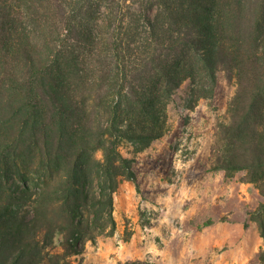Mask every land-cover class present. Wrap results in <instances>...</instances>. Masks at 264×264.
<instances>
[{
	"label": "trees",
	"instance_id": "obj_1",
	"mask_svg": "<svg viewBox=\"0 0 264 264\" xmlns=\"http://www.w3.org/2000/svg\"><path fill=\"white\" fill-rule=\"evenodd\" d=\"M219 72L235 92L210 169L255 186L264 241V0H0V264H72L113 234L172 95L188 81L192 110Z\"/></svg>",
	"mask_w": 264,
	"mask_h": 264
},
{
	"label": "rangeland",
	"instance_id": "obj_2",
	"mask_svg": "<svg viewBox=\"0 0 264 264\" xmlns=\"http://www.w3.org/2000/svg\"><path fill=\"white\" fill-rule=\"evenodd\" d=\"M189 82L166 107V133L136 154L143 178L122 181L114 194L115 230L85 243L72 264H258L264 247L253 211L263 200L242 172L211 170V150L234 82L218 73L215 93L187 108ZM120 151L131 155L123 142ZM99 155V153H97Z\"/></svg>",
	"mask_w": 264,
	"mask_h": 264
},
{
	"label": "crops",
	"instance_id": "obj_3",
	"mask_svg": "<svg viewBox=\"0 0 264 264\" xmlns=\"http://www.w3.org/2000/svg\"><path fill=\"white\" fill-rule=\"evenodd\" d=\"M136 166H138V165H137L136 163H134V164H133V169H134V171H135V173H136L137 180H140V179L143 178V175H140L139 173H137V171H136Z\"/></svg>",
	"mask_w": 264,
	"mask_h": 264
}]
</instances>
